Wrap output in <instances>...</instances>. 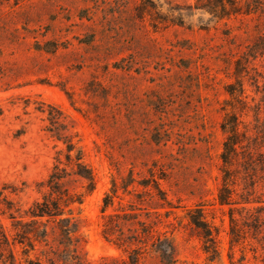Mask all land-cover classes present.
Returning <instances> with one entry per match:
<instances>
[{
	"label": "rangeland",
	"instance_id": "obj_1",
	"mask_svg": "<svg viewBox=\"0 0 264 264\" xmlns=\"http://www.w3.org/2000/svg\"><path fill=\"white\" fill-rule=\"evenodd\" d=\"M251 1L0 0V222L10 239L8 206L21 208L14 213L20 219L41 198L46 187L38 183L64 148L54 135L60 131L83 147L96 189L85 193L78 178L64 182L84 193L83 203L73 205L76 239L60 241L52 222L49 243L38 244L31 258L264 264V234L258 241L250 231L232 245L228 208L216 199L225 87L235 82L237 61L246 103L236 111L242 128L264 144V54L243 65L264 33V14L245 12ZM231 6L239 13L221 17ZM263 153L264 146L253 154L246 175L258 182L253 194L262 202L255 205L264 211V171L254 170ZM112 181L117 195L103 214ZM197 206L218 228L221 262L209 261L205 238L189 219ZM2 234L0 264H27V247L11 239L12 258ZM163 242L173 248H160Z\"/></svg>",
	"mask_w": 264,
	"mask_h": 264
},
{
	"label": "trees",
	"instance_id": "obj_2",
	"mask_svg": "<svg viewBox=\"0 0 264 264\" xmlns=\"http://www.w3.org/2000/svg\"><path fill=\"white\" fill-rule=\"evenodd\" d=\"M231 7L232 10L222 14L221 17L239 13V10H235L234 6ZM247 7L249 10H245V12L248 14L254 12L260 15L264 14V0H255L254 3L251 1ZM262 54H264V33H261L250 45L243 64L244 67L248 68L251 61ZM241 64L242 61L236 62L235 82L225 87L230 99L227 102V108L221 122L224 141L220 153L221 184L216 198L221 209L228 208L229 234L232 245L242 242L246 238L245 234L250 231L258 241L262 239L259 237H263L262 234H264V211L263 208H260L262 205H255V203L262 201L253 194L258 182L251 181V177L248 178L246 175L249 173V168L252 167L253 162L250 161L253 159V154L259 151V148L263 147L264 144L258 142L259 137L254 136L249 128H242L243 121L238 114L239 112L236 111L237 109L240 111L243 104L246 103L243 100L245 86L244 81L241 79V73L244 71ZM238 105H241V108H238ZM58 119L57 117L50 118L52 124L59 122ZM54 135L59 141H62L64 148L58 151L56 163L48 178L38 183L40 187H46V190L41 193V198L34 201L28 209L23 210V213L19 212L21 213L20 219L14 213L20 211L21 208L12 211V206H8L9 218L12 221V229L14 230L11 239L27 247V264H52L49 258L42 260L39 256L35 259L29 256L30 251H37L38 244L42 246L49 243L50 234L54 230L51 225L52 222H56L62 231L60 241L69 242L76 239L77 228L72 229L74 226L73 220L75 219L73 205L83 203L84 193L71 192L63 186L64 182L69 181L70 178H78L86 182L85 193H92L96 189V176L93 169L85 163L84 149L74 140L75 135L60 131L54 132ZM262 140L264 141V137ZM62 155H64L66 161L63 160ZM263 155H258L256 162H254V170L257 173L264 171ZM241 183L244 186L239 189L238 186L240 187ZM116 195V183L112 181L110 192L103 198L101 208L103 214L106 213L109 207L114 205ZM236 213L241 218H237ZM204 214V209L197 206L189 212V219L193 225L201 230L205 238V252L210 253L209 261L213 262L218 259L221 262V252L217 246L218 241L216 238L219 233L218 228L210 225ZM0 229L3 233L2 237L6 240V244L10 249V256L13 258L14 252L10 248L11 239L1 222ZM162 246L170 247L165 242L161 243L160 248Z\"/></svg>",
	"mask_w": 264,
	"mask_h": 264
}]
</instances>
